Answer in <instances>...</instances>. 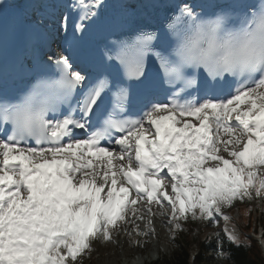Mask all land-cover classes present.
Wrapping results in <instances>:
<instances>
[{
	"label": "snow or ice",
	"instance_id": "snow-or-ice-1",
	"mask_svg": "<svg viewBox=\"0 0 264 264\" xmlns=\"http://www.w3.org/2000/svg\"><path fill=\"white\" fill-rule=\"evenodd\" d=\"M41 7L50 6L30 5ZM105 7L104 0L71 5L84 9L75 24L81 39L110 23L102 19ZM11 8L0 0V15ZM174 8L177 20L193 10L187 3ZM37 15L26 39L43 28V14ZM68 22L65 15V30ZM48 61L81 91L72 108L79 116L55 113L50 135L31 144L14 133L0 141V264H84L93 244L113 243L124 224L132 225L123 229L129 242L134 232L141 246L152 234L153 217L180 231L189 217L227 223L226 209L235 201H264V74L237 80L234 88L228 82L223 95L199 101L150 99L138 118L109 122L114 131L101 132L93 123L107 81L89 85L63 51L49 53ZM225 236L236 243L227 229ZM217 252L224 257L222 244Z\"/></svg>",
	"mask_w": 264,
	"mask_h": 264
},
{
	"label": "clouds",
	"instance_id": "clouds-1",
	"mask_svg": "<svg viewBox=\"0 0 264 264\" xmlns=\"http://www.w3.org/2000/svg\"><path fill=\"white\" fill-rule=\"evenodd\" d=\"M165 30L171 46L164 53L153 47L155 32L150 41L143 33L109 39L110 47L102 49L105 61L120 69L124 83L114 90L115 104L94 131H114L109 122L127 118L128 85L142 79L150 56L156 60L164 86L176 96L198 87L201 73L210 83L264 74V0L244 12L204 16L190 10L179 20L172 17ZM75 92L59 72L41 75L15 99L0 100V129L7 128L18 139L32 143L46 139L50 118L71 106Z\"/></svg>",
	"mask_w": 264,
	"mask_h": 264
},
{
	"label": "rangeland",
	"instance_id": "rangeland-1",
	"mask_svg": "<svg viewBox=\"0 0 264 264\" xmlns=\"http://www.w3.org/2000/svg\"><path fill=\"white\" fill-rule=\"evenodd\" d=\"M254 201V200H253ZM252 202L250 203H246V202H241V201H235L233 203V206H231L230 208L226 209L225 214L228 215L230 217V221H242V220H246L247 215L246 213L249 212H254L253 215L257 216L258 212L261 211V213L264 211V204L258 205L254 204ZM242 203H246L245 205H243ZM262 214H260L261 217ZM258 218V217H257ZM156 218L154 217L153 219V228H158L160 226L161 230H159L158 234V238L156 240L159 239H163L160 242L159 247V254L160 255H165V256H170L173 253L174 247L172 246V243L174 242V239L176 240L178 238V235H186L188 237V242H192V245H189L187 247L188 252L190 251V254H196L198 252V248H200V245L203 243V239L205 237H207V239H219V237L221 235L225 234V229H227L230 233H232L236 239H238V234H239V229L233 228L231 227V225L227 222H225L222 219H217L216 222L214 224L209 223L208 221H202V220H197L196 222H192L191 221V217H189V219L187 221H181V230L180 231H176L174 229L173 226L169 225L167 223V219L165 220L164 218L161 219L160 221L155 220ZM161 222V224L159 223ZM167 223V224H166ZM192 223H193V227H192ZM190 228V230H188L187 232V228ZM169 231L170 234V240L172 239V242L170 243L168 240V238L166 239V235H168V233H166V231ZM158 230V229H157ZM165 232V233H164ZM160 235V237H159ZM169 237V236H168ZM122 238V236H121ZM154 240V239H152ZM151 240V241H152ZM154 240V241H156ZM151 242L148 246H144V249L142 253H140V249H134L133 247H131V243L129 244V246H127L128 251H130V255L128 257H123L122 255L119 256L120 258L117 260V262L115 264H117L119 262V264H125L124 262H128L129 264H142L141 261H143L142 259L139 260L138 258V254H145L148 255L146 257L147 261H150V255H152V258H157L156 255L154 253H156V251H151L150 250L153 248L152 244H154L155 242ZM213 240H210V242ZM216 243L219 244V241H215ZM105 244H109V243H105ZM197 244H199L198 248H197ZM97 245V244H96ZM95 246V245H94ZM108 247V246H107ZM123 248V247H122ZM119 251V250H118ZM179 251V250H178ZM152 253V254H151ZM205 255V256H203ZM214 258V260H211L212 257ZM206 258L202 263L200 262V258ZM102 258V256H100V253H96L95 250H93L90 253H85L84 255V261L86 262V264H97L98 263V259ZM127 259V260H126ZM137 259V260H136ZM153 264V263H150ZM191 264V263H190ZM194 264V263H192ZM195 264H228L227 262H225L223 260V258H220L219 255L215 256L212 253H205V254H201L200 256H196V260H195Z\"/></svg>",
	"mask_w": 264,
	"mask_h": 264
},
{
	"label": "trees",
	"instance_id": "trees-1",
	"mask_svg": "<svg viewBox=\"0 0 264 264\" xmlns=\"http://www.w3.org/2000/svg\"><path fill=\"white\" fill-rule=\"evenodd\" d=\"M249 226L250 220L248 219L244 228L247 229ZM222 240L223 250L226 252L224 259L228 264H264L259 256L256 246L247 238V236L242 237L241 244L238 242L230 243L225 235L222 236ZM175 242L178 244L179 251H175L170 259H163V262H165V264H187V246L189 245L188 237L182 235L181 238Z\"/></svg>",
	"mask_w": 264,
	"mask_h": 264
},
{
	"label": "bare ground",
	"instance_id": "bare-ground-1",
	"mask_svg": "<svg viewBox=\"0 0 264 264\" xmlns=\"http://www.w3.org/2000/svg\"><path fill=\"white\" fill-rule=\"evenodd\" d=\"M15 1L18 3H23L24 5H26V4L31 3V2H36L37 0H15ZM50 22H51L50 23L51 25L55 24L53 21H50ZM31 23H33V22H31ZM49 28H51V26H49ZM154 210H155V208H154ZM155 218H156L155 220H158V221L163 219L162 217H155ZM164 219L166 220V218H164ZM137 223L139 224V228H141V230L143 231L144 230V223L143 222H137ZM159 223L161 224V222H159ZM131 227H132L131 224L122 225V229L119 233L121 235L116 236L115 237L116 240H114L113 243L105 244V243L98 242L97 245L93 246L95 252L98 254L100 253V256H102V258L98 259L97 264H115L117 262V260L120 258L119 256L122 255L123 257H128L130 255L131 252L128 251V249H127L129 237L125 234L123 229L127 228L130 231ZM157 229H158L157 232L154 233L155 238H158L157 233H159V230H161L160 226ZM121 236H122V238H121ZM149 236H151V235H149ZM149 236H147L146 239H148ZM159 237H160V235H159ZM157 247H158V243H156V245H155L156 250H157ZM124 263L129 264L126 261ZM117 264H119V262Z\"/></svg>",
	"mask_w": 264,
	"mask_h": 264
}]
</instances>
